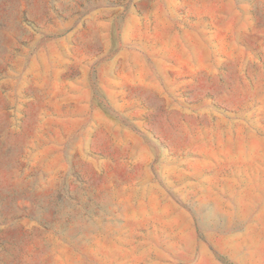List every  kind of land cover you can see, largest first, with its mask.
Wrapping results in <instances>:
<instances>
[{"label":"rangeland","instance_id":"rangeland-1","mask_svg":"<svg viewBox=\"0 0 264 264\" xmlns=\"http://www.w3.org/2000/svg\"><path fill=\"white\" fill-rule=\"evenodd\" d=\"M0 264H264V0H0Z\"/></svg>","mask_w":264,"mask_h":264}]
</instances>
